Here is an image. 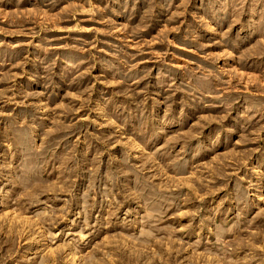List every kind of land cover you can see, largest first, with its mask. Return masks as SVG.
Listing matches in <instances>:
<instances>
[{
	"label": "rangeland",
	"instance_id": "1",
	"mask_svg": "<svg viewBox=\"0 0 264 264\" xmlns=\"http://www.w3.org/2000/svg\"><path fill=\"white\" fill-rule=\"evenodd\" d=\"M0 264H264V0H0Z\"/></svg>",
	"mask_w": 264,
	"mask_h": 264
}]
</instances>
